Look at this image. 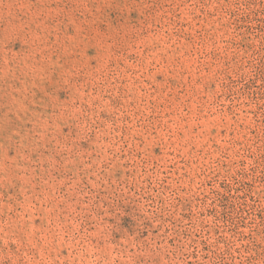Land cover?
Returning <instances> with one entry per match:
<instances>
[{
  "label": "rangeland",
  "instance_id": "374dc122",
  "mask_svg": "<svg viewBox=\"0 0 264 264\" xmlns=\"http://www.w3.org/2000/svg\"><path fill=\"white\" fill-rule=\"evenodd\" d=\"M0 264H264V0H0Z\"/></svg>",
  "mask_w": 264,
  "mask_h": 264
}]
</instances>
